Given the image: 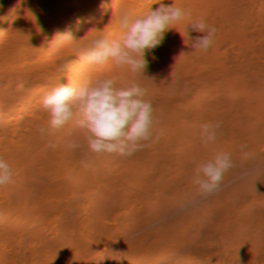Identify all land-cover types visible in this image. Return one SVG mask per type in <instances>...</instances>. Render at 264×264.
Wrapping results in <instances>:
<instances>
[{
    "label": "trees",
    "instance_id": "trees-1",
    "mask_svg": "<svg viewBox=\"0 0 264 264\" xmlns=\"http://www.w3.org/2000/svg\"><path fill=\"white\" fill-rule=\"evenodd\" d=\"M34 1L10 0L0 9V16L5 8L17 5L26 9ZM59 1L47 0L45 12L38 19L36 34H40L48 22L61 24L68 16H75L76 6L88 2L102 7L104 2L113 1L121 12L132 17L143 15L150 7L155 10L160 4L175 5L190 13L169 25L159 46L145 51L148 65L139 73L143 79L138 84L145 90V100L156 91L160 79H166V72L176 58L193 51L191 40L203 35L192 31L190 25L202 18L216 28L210 48L206 52L197 51V71L189 76L182 69L180 74L184 77L166 84L161 90L169 122L154 121L153 137L143 142L145 146L142 147L148 152L149 172L126 186L131 193L145 191L149 186L170 193L172 184L178 191L180 181L187 177V187L178 191L181 195L175 198V206H158L152 214V218L159 216L168 226L164 238L166 246L192 256L200 264H264V0H79V4L64 0L65 3L58 7ZM89 19L91 27L100 33L99 37L111 41L122 34L121 29L114 28L107 20L106 13L92 15ZM11 61L32 67L37 61V45L4 42L0 47V69ZM94 66L102 77L118 75L127 67H117L111 59L104 64L94 63ZM205 123L220 124L215 141L206 145L200 138V126ZM69 133L59 144L67 157L71 158L75 151L79 154L77 160H68L63 167L66 187L69 185V189L80 191L81 180L90 182L88 174L80 171L84 163L104 169V177L88 188L100 196L87 199L91 213L81 232L86 247L109 229L131 198L112 202L103 188L109 177L117 180L110 172L124 175L126 169L121 156L91 152L82 130L76 126ZM171 135L175 137L173 147L177 149L172 147ZM69 140L77 141L80 147L68 149ZM218 152L230 154L232 167L223 174L217 190L201 193L194 184L195 168ZM8 161L15 162L16 155L11 154ZM157 161L160 169L154 172ZM212 199L213 212L205 232L201 235L200 231L195 236L200 218L177 219L176 215L209 206ZM0 215V238L6 235L11 221L22 236H32L36 243V227L43 224L36 216V183L29 194L0 200ZM148 226L149 223L140 226L137 232H142L141 237L126 248L118 240L114 250L119 251L122 262L131 255L149 261L159 252L157 241L148 236ZM58 238L60 236L50 234V238L40 237V241L43 245H59ZM89 260L86 254L77 255L76 260L69 258L63 246H48L39 252L36 264H61L62 261L83 264ZM100 264H112V261L103 258Z\"/></svg>",
    "mask_w": 264,
    "mask_h": 264
},
{
    "label": "bare ground",
    "instance_id": "bare-ground-1",
    "mask_svg": "<svg viewBox=\"0 0 264 264\" xmlns=\"http://www.w3.org/2000/svg\"><path fill=\"white\" fill-rule=\"evenodd\" d=\"M69 1L72 4H79V0ZM64 3V0H60L58 7ZM104 3L102 7L94 6L93 2L85 3L83 10L87 18L70 23L71 17L68 16L60 24L63 28L62 32H53L48 35L36 34L33 17L26 9H20L17 5L5 8L0 16V47L4 42L9 45H28L33 42L37 45V61L32 67L11 61L0 69V112L8 105L19 106L11 117L0 113V157L9 163L12 170L11 182L0 187V200L10 196L29 194L32 191V185L36 183V216L43 223L41 227H36L35 243L32 236H22L20 229L10 221L6 235L0 238V264H15L22 254L30 257L35 248L36 255H39V252L48 246L65 247L69 258L75 260L77 255L86 254L90 260L83 264H98L103 258L111 260L112 264H200V261L192 256L182 255L169 249L164 240L168 229L166 222L159 216L152 218L158 206L166 208L175 206V198L181 195L178 191H184L187 187V177L180 181L178 191L174 190L175 186L172 184L173 191L170 193L157 190L152 186L145 191L131 193L126 186L149 172V158L145 148H140L131 156H121L126 169L124 175L110 172L117 180L113 181L109 177L103 185L112 202L129 197L130 203L122 207L112 225L98 240L86 247L82 241V228L89 220L91 213L87 199L100 196L96 191L88 188L104 177V169L88 167V163H84L80 171L88 174L90 182L81 180L80 191L69 189V185L66 187V174L63 167L68 160H77L79 153L75 151V155L69 158L59 143L75 128V122L69 121L58 130L51 129L48 124V113L42 108L40 101L59 83L79 87L85 82L91 84L97 79L113 77L116 78L117 87L128 84L132 80H135L137 84L141 83L143 78L139 73L134 75L127 67L124 72L115 76H99L94 63L80 56L79 49L100 36V33L91 27L92 20L89 18L92 15L103 16L106 13L107 20L112 26L120 29L117 21L121 12L120 8L113 1ZM4 7L0 6V9ZM36 36H38L37 41ZM31 48L36 50V47ZM73 58L84 60V67L67 66L64 72L57 71L61 62H67ZM198 66L197 51L180 54L176 58L166 72V79H160L156 91L147 98L152 104L154 121L169 122L164 111L161 90L166 84L184 77L180 74L182 69L191 76L197 71ZM262 87L264 89V79ZM41 128L44 129L43 133L39 131ZM170 139L173 147L175 137L171 135ZM48 142L49 145H47ZM173 148L177 149V147ZM11 154L16 155L15 162L8 161ZM159 169L160 162L157 161L153 171L157 172ZM22 184L26 186L22 187ZM101 212L102 209L97 216ZM212 212L213 199L209 206L178 214L176 217L177 219L188 216L200 218L201 221L193 234L198 236L200 231L201 235L205 232L207 220ZM147 223L150 229L148 236L157 241L159 252L149 261H143L136 255H131L122 262L119 251L114 250L118 240L124 248L130 246L142 235V232L137 230ZM50 234L60 236L59 245L41 244L40 237L50 238ZM66 261H62L61 264H66Z\"/></svg>",
    "mask_w": 264,
    "mask_h": 264
},
{
    "label": "clouds",
    "instance_id": "clouds-1",
    "mask_svg": "<svg viewBox=\"0 0 264 264\" xmlns=\"http://www.w3.org/2000/svg\"><path fill=\"white\" fill-rule=\"evenodd\" d=\"M8 1L10 0H0V6H5ZM84 6L85 3L76 6L75 16L71 17L70 23L85 18ZM45 7L47 0H35L26 8L36 26L39 17L45 12ZM185 16H190L187 10L164 4H160L155 10L150 7L146 13L136 17L122 11L118 18L122 30L119 38L111 41L103 37L94 38L89 45L79 49L80 56L95 64H104L111 59L117 67L127 66L134 75L142 73L148 65L144 58L145 51L159 46L164 33L170 29L169 25L184 19ZM190 28L192 31L203 33L191 40L192 49L206 52L214 43L216 28L202 18L193 22ZM62 29L60 24L50 25L48 22L41 28L40 34L62 32ZM84 60L73 58L61 62L57 71L64 72L67 66L82 68L85 65ZM115 79H97L91 84L85 82L79 87L59 83L51 89L40 101L42 108L48 113L50 128L58 130L69 121H74L75 126L82 130L89 150L98 155L107 153L131 156L144 147L143 142L153 137L152 104L144 99L145 90L135 80L117 87ZM18 108L16 104L8 105L0 113L11 117ZM219 127V123L202 124L201 142L205 145L214 142L216 129ZM39 131L43 133L44 129ZM66 147L74 150L80 145L75 140H69ZM231 167L230 154L225 152L215 153L211 159L197 164L194 184L198 186V191L210 194L217 190L223 174ZM11 178V166L0 157V187L11 182ZM37 258L35 248L30 257L22 254L15 264H36Z\"/></svg>",
    "mask_w": 264,
    "mask_h": 264
}]
</instances>
